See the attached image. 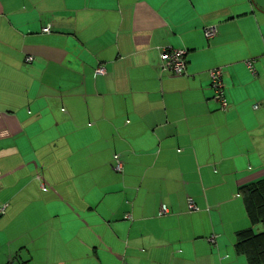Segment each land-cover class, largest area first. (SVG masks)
<instances>
[{
  "label": "crops",
  "instance_id": "1",
  "mask_svg": "<svg viewBox=\"0 0 264 264\" xmlns=\"http://www.w3.org/2000/svg\"><path fill=\"white\" fill-rule=\"evenodd\" d=\"M262 179L264 0H0V264H249Z\"/></svg>",
  "mask_w": 264,
  "mask_h": 264
},
{
  "label": "trees",
  "instance_id": "2",
  "mask_svg": "<svg viewBox=\"0 0 264 264\" xmlns=\"http://www.w3.org/2000/svg\"><path fill=\"white\" fill-rule=\"evenodd\" d=\"M239 192L251 224H260L262 232L255 234L252 229L237 232L235 249L249 264H264V179L241 187Z\"/></svg>",
  "mask_w": 264,
  "mask_h": 264
},
{
  "label": "built area",
  "instance_id": "3",
  "mask_svg": "<svg viewBox=\"0 0 264 264\" xmlns=\"http://www.w3.org/2000/svg\"><path fill=\"white\" fill-rule=\"evenodd\" d=\"M49 27L43 28V32L47 33L49 32ZM205 37L210 39L213 38L216 34L215 27L209 26L204 29ZM186 51L185 50H162L160 54V61H161V69L164 71L170 72L172 75L175 76H181L185 72L186 67V61H185ZM30 58H27V61H30ZM249 69L253 71L252 62L247 63ZM105 73V70L103 67L99 66L95 70L96 75H103ZM210 77V85L211 89L214 93V100L217 101L220 104V107L222 110H225L227 108V104L224 101L223 97V82H222V72L220 68L212 69L208 72ZM256 108V106L254 107ZM114 165L113 170L116 173L122 172V163L119 159L118 155H114L113 157ZM43 190H46L45 186H41ZM189 207L193 210H196L192 202L189 200ZM166 208L162 206L160 212L166 213ZM5 214V206L0 207V216Z\"/></svg>",
  "mask_w": 264,
  "mask_h": 264
},
{
  "label": "rangeland",
  "instance_id": "4",
  "mask_svg": "<svg viewBox=\"0 0 264 264\" xmlns=\"http://www.w3.org/2000/svg\"><path fill=\"white\" fill-rule=\"evenodd\" d=\"M252 228H254L253 231L255 233H258L262 229V227L260 226V224L258 226L252 227Z\"/></svg>",
  "mask_w": 264,
  "mask_h": 264
}]
</instances>
